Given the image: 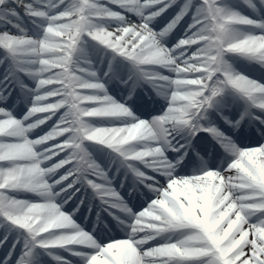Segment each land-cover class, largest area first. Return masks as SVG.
<instances>
[{"label":"snow or ice","instance_id":"6c2138e0","mask_svg":"<svg viewBox=\"0 0 264 264\" xmlns=\"http://www.w3.org/2000/svg\"><path fill=\"white\" fill-rule=\"evenodd\" d=\"M0 264H264V0H0Z\"/></svg>","mask_w":264,"mask_h":264},{"label":"rangeland","instance_id":"374dc122","mask_svg":"<svg viewBox=\"0 0 264 264\" xmlns=\"http://www.w3.org/2000/svg\"><path fill=\"white\" fill-rule=\"evenodd\" d=\"M47 129H45V131H46Z\"/></svg>","mask_w":264,"mask_h":264}]
</instances>
